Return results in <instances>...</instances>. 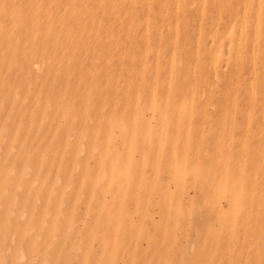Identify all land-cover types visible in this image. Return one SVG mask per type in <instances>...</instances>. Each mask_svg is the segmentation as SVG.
<instances>
[{"label": "bare ground", "instance_id": "obj_1", "mask_svg": "<svg viewBox=\"0 0 264 264\" xmlns=\"http://www.w3.org/2000/svg\"><path fill=\"white\" fill-rule=\"evenodd\" d=\"M174 263L264 264V0H0V264Z\"/></svg>", "mask_w": 264, "mask_h": 264}, {"label": "rangeland", "instance_id": "obj_2", "mask_svg": "<svg viewBox=\"0 0 264 264\" xmlns=\"http://www.w3.org/2000/svg\"><path fill=\"white\" fill-rule=\"evenodd\" d=\"M223 200H224V199L221 198V201H222V202H224ZM157 214H158V213H156L155 216H157ZM145 240H146V239H144V238L141 239L143 245H145V243H146ZM199 242H200V241H198V244H199ZM196 243H197V242H196ZM190 246H191V245H190ZM190 246H187V248L190 249V251H193V249H194V244L192 243V246H191L193 249L190 248ZM196 247H198V245L195 246V249H196ZM178 260H179V259H178ZM176 263H178V261H177ZM176 263H174V264H176Z\"/></svg>", "mask_w": 264, "mask_h": 264}]
</instances>
